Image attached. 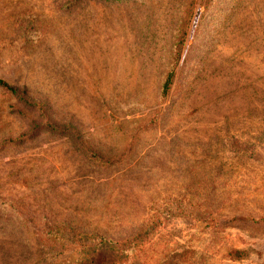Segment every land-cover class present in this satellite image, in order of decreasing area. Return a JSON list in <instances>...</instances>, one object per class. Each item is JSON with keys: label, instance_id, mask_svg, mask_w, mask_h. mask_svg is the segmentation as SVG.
Listing matches in <instances>:
<instances>
[{"label": "rangeland", "instance_id": "374dc122", "mask_svg": "<svg viewBox=\"0 0 264 264\" xmlns=\"http://www.w3.org/2000/svg\"><path fill=\"white\" fill-rule=\"evenodd\" d=\"M190 2L0 0V264H264V0L195 1L179 53Z\"/></svg>", "mask_w": 264, "mask_h": 264}, {"label": "trees", "instance_id": "16d2710c", "mask_svg": "<svg viewBox=\"0 0 264 264\" xmlns=\"http://www.w3.org/2000/svg\"><path fill=\"white\" fill-rule=\"evenodd\" d=\"M99 1H109V0H99ZM195 1L191 0V2L187 5V10L184 15L183 22H180L179 27L177 28V36L176 42L178 44V52L180 53L181 49L183 48V44L185 41V37L187 35V27L191 21V18L194 9L196 7ZM212 1V0H208ZM180 57V56H179ZM178 59L169 67L168 71L164 74L161 85H160V98L165 99L170 94L172 90V86L175 80V73L177 69ZM0 88H2L5 92H7L8 97L13 99L25 100L24 95L25 93H21V91L14 86H11L9 83L0 80ZM115 106V105H114ZM41 123L43 124V128H53L54 131L59 129L63 131L62 123L57 122V119L52 116L50 112L46 115L42 120ZM49 126V127H48ZM48 127V128H47ZM72 236V237H71ZM69 239L65 240L62 239V242H68L75 247V250L81 251L83 258L78 257L75 253H72L73 249H71L70 255L72 256L68 264H97V260L92 261L93 255H101L102 253H111L114 261L111 264H129L132 260L139 259V257H143V255L147 252L145 250V243L144 240L139 238H134L132 240H128L126 242L120 241L115 242L113 240L107 239L97 234H87V235H71ZM40 242L44 247L48 249L47 258L50 255H57L59 251L57 249L61 248L60 241L56 242L55 236L48 237L43 236L39 237ZM78 238L79 240H76ZM125 243V244H123ZM65 245V244H64ZM58 247V248H57ZM76 252V253H77ZM136 253V255H135ZM134 255V256H133ZM244 253L241 251H234L231 253V256L234 260L242 259Z\"/></svg>", "mask_w": 264, "mask_h": 264}]
</instances>
